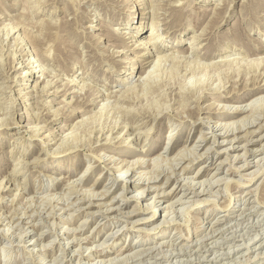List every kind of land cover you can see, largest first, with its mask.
I'll use <instances>...</instances> for the list:
<instances>
[{
    "label": "rangeland",
    "instance_id": "rangeland-1",
    "mask_svg": "<svg viewBox=\"0 0 264 264\" xmlns=\"http://www.w3.org/2000/svg\"><path fill=\"white\" fill-rule=\"evenodd\" d=\"M144 2L0 0V181L13 189L0 191V264H264V128H258L264 122V0ZM158 20L163 51L139 47V40L149 42L150 25ZM8 26L19 27L8 34ZM203 29L206 34L188 51L191 35ZM32 33L48 39L44 47L54 57L29 55L34 66L27 69L14 37L27 40ZM34 49L44 51L40 45ZM149 50L151 55L141 56ZM143 60L157 63L148 79ZM47 80L53 85L41 93ZM218 85L217 92L212 87ZM97 95V105L88 104ZM223 105L249 107L226 116L219 112ZM242 117L239 124L247 127L234 132L257 129L249 141L232 131L219 135L225 122ZM4 118L13 126L2 125ZM36 125L42 134L24 132ZM170 128L174 135L165 139ZM108 134L119 137L106 144ZM213 134L226 141L213 143ZM121 136L133 143L124 145ZM179 149L182 155L174 157ZM97 152L113 157L116 166L144 158L147 166L138 171L161 188L136 193L146 184L129 187L139 175L130 176L133 166L118 173L125 181H115ZM159 153L163 159L152 163ZM18 158L23 162L17 165ZM16 165L22 174L13 183L8 178ZM255 170L260 171L250 181ZM21 187L26 191L18 200ZM88 190L108 192L91 205L82 199ZM134 195L143 208L156 203L157 214L138 209ZM100 203L115 209L107 212ZM130 243L134 248L122 253Z\"/></svg>",
    "mask_w": 264,
    "mask_h": 264
},
{
    "label": "bare ground",
    "instance_id": "bare-ground-1",
    "mask_svg": "<svg viewBox=\"0 0 264 264\" xmlns=\"http://www.w3.org/2000/svg\"><path fill=\"white\" fill-rule=\"evenodd\" d=\"M142 1H146V0H139V6L141 7V2ZM144 3H148V0H147V2H144ZM143 3V4H144ZM147 6V5H146ZM177 6V5H176ZM135 7V6H134ZM229 7V6H228ZM139 9V8H138ZM155 9V8H154ZM178 10L179 9H181V8H177ZM183 9V8H182ZM133 10V9H132ZM131 9H130V12L132 11ZM141 11V10H140ZM181 11V10H180ZM143 12V11H142ZM155 13V12H154ZM144 14V13H143ZM179 14H182V11L179 13ZM184 14V13H183ZM183 14H182V16L181 17H183ZM255 14V13H254ZM185 15V14H184ZM178 17H179V15H178ZM180 18V17H179ZM181 19V18H180ZM174 22V21H173ZM176 23V22H175ZM159 24V20L158 21H155V22H152L151 23V30H150V33H149V36H148V41L149 42H143V41H140L139 40V47L141 46V45H144V46H142L143 48H146V49H150L149 47H151V49H155V50H157L158 52L160 51H163L162 50V46L161 45H159L160 43H158L159 42V38H160V35H159V33H158V31H159V27H157V25ZM69 25H70V23H69ZM68 25V26H69ZM160 25V24H159ZM68 26H67V28H68ZM137 26V25H136ZM141 26V25H140ZM143 26V28H144V25H142ZM16 27H19V26H12L10 29H9V26H8V29H9V31H7L8 32V34H11V32H13L14 30H15V28ZM50 28H51V26H49ZM61 27V26H60ZM59 27V28H60ZM63 27V26H62ZM62 27H61V29H62ZM65 27V29H67L66 28V26H64ZM70 27V26H69ZM23 27L21 26L19 29H22ZM206 29V28H205ZM205 29H203V31L202 32H200V34H196V35H191V44H190V46H188L187 47V49H188V51H190L191 49L190 48H195L194 47V43L196 42V41H198L199 39H201V37H202V35H205L206 34V32L204 31ZM64 30V29H63ZM70 29H68V31H69ZM71 31V30H70ZM207 31V30H206ZM15 32H16V30L13 32L14 34H15ZM27 32V31H26ZM30 33V32H29ZM53 34V33H52ZM70 34V33H69ZM56 35V34H55ZM53 36V37H55L56 39H58V36L56 37V36ZM6 36V35H5ZM48 36H50V35H48ZM132 36V38H134V37H136V35L135 34H132L131 35ZM127 37V36H126ZM49 38V37H48ZM50 38H51V36H50ZM12 39V38H11ZM48 40V39H47ZM46 40V41H47ZM54 40V39H53ZM117 40V39H116ZM46 41L45 40H42V38L41 37H38L37 35H34L33 33L32 34H30L29 36H28V38H27V40H21L20 38H18V36H16V38L14 37V43H15V47H16V51L17 50H20L21 52V54H20V58L19 59H21L22 61H23V63H22V65L21 66H23V64H25L24 66L26 67L27 66V69H28V67H32V66H34L33 64V61L31 60V59H29V58H27V57H29V55H35V54H37V56L38 57H40L41 59H46L47 60V57H48V59H49V57L51 56V55H53V57H54V54H51V51H50V49L48 48V47H44V45L46 44ZM13 42V41H12ZM160 42H162V41H160ZM60 43V42H59ZM148 43H149V45H148ZM34 45V47L33 46H31V45ZM164 45H166L167 43H163ZM35 45H40V46H42L44 49V51H41V50H39V51H37V49L35 50L34 48H35ZM192 45V46H191ZM24 46V47H23ZM50 46V45H49ZM138 46V45H137ZM62 48V47H61ZM190 49V50H189ZM57 50V49H56ZM194 51V50H193ZM197 51V50H196ZM210 51V50H209ZM117 52H119V51H117ZM121 53H125L126 54V52L127 51H120ZM14 53V52H13ZM151 53H152V51L151 50H149L147 53H142L141 54V56H145V55H147V54H149V55H151ZM210 53V52H209ZM176 54V53H175ZM64 55V54H63ZM154 55V54H153ZM163 55V54H162ZM161 55V57L163 58V56H164V58L165 59H168V58H170V57H167V55H163L162 56ZM172 55V54H171ZM205 55H208V53H205ZM11 56V58L13 59V61H15L17 58H16V55H10ZM173 56V55H172ZM171 56V57H172ZM46 57V58H45ZM57 57V56H56ZM209 57V56H208ZM10 58V59H11ZM163 58V59H164ZM64 59V58H63ZM147 58H145L144 60H146ZM157 59H158V57H157ZM173 59V58H172ZM65 60V59H64ZM141 61V62H144L143 64H141V68H144L143 69V73H146V77L148 76V74H150L151 72H152V69H150V68H152L153 67V69L156 67V64L157 63H155L153 60L152 61ZM132 61V59H130L129 60V62H131ZM158 61H160V60H158ZM198 61V60H197ZM27 62V63H26ZM138 62V61H137ZM154 64V65H153ZM202 65V64H201ZM257 65V64H256ZM190 66H192V65H190ZM258 66V65H257ZM133 67V66H132ZM17 68V67H16ZM264 68V67H263ZM185 69H187L186 71H193V72H196L194 69H191L190 67H189V69L188 68H185ZM44 70V69H43ZM72 70H73V68H72ZM30 73V74H35V73H37L38 71H36V69H34V70H25V71H22V73H21V75L20 76H26V74L27 73ZM148 73V74H147ZM150 77V76H149ZM236 77V76H235ZM29 78V77H28ZM140 79L142 78V75H140V77H139ZM147 79H148V77H147ZM146 80V79H145ZM73 81H75V79H71V80H69V84L71 83V82H73ZM173 81V80H172ZM212 81V80H211ZM257 81H258V79H257ZM48 80H47V83H45L41 88V93H45V92H48V89L46 88V87H48V86H51V85H53L52 83L50 84H48ZM82 82V81H81ZM138 82V81H137ZM263 82V81H262ZM173 83V82H172ZM72 84H78L79 85V83H72ZM86 84V83H85ZM145 84V83H144ZM164 84V83H163ZM169 84V83H168ZM209 84V83H208ZM264 84V83H263ZM38 85V84H37ZM36 85V86H37ZM199 87V86H198ZM203 87V86H202ZM162 88H164V87H162ZM213 89H216L215 91H221V88L222 87H220L219 85H218V87H216V88H214V87H212ZM34 89V88H33ZM35 89L36 90H38L39 89V87L37 86V87H35ZM132 89V88H131ZM35 90V91H36ZM40 90V89H39ZM38 90V91H39ZM203 90V89H202ZM201 91V90H200ZM126 94V93H125ZM134 94V93H133ZM201 94V93H200ZM21 95V94H20ZM94 95V94H93ZM203 95V94H202ZM25 96H26V94H25ZM183 96V95H182ZM196 96V95H195ZM230 96V95H229ZM91 97V96H90ZM98 95L95 97H93L92 99H91V102L90 103H88V104H90V105H97V102H98ZM131 97V96H130ZM198 98V97H197ZM239 97H235V99L237 100ZM24 99V98H23ZM120 99H125V97L123 96H121L120 97ZM200 100V99H199ZM239 100V99H238ZM257 100V99H256ZM20 101H23L21 98H20ZM249 103V102H248ZM101 104V103H100ZM102 106V105H101ZM228 106V105H227ZM226 105H223L222 107H221V111H219L221 114L222 113H225L226 114V116H232V115H235V114H238V113H242V112H244L245 110H247V109H245L247 106H245V107H239V106H236L235 108H233V107H227ZM103 107V106H102ZM249 107V106H248ZM247 107V108H248ZM127 108V107H126ZM1 110V109H0ZM4 111H6V110H4ZM77 112H78V110H77ZM217 112V111H216ZM162 113V112H161ZM220 114V116H222ZM250 114V113H249ZM245 118H246V116H244ZM244 117H242V118H240V119H235V120H233L232 122L230 121V122H225L224 124H223V126H222V128H223V130H224V132L222 131L221 133H219V135L220 136H228L229 135V133H230V131H232V133L231 134H234L233 136H234V138L236 137V138H238V139H243V138H246L248 141H249V135H253V134H255L256 133V131H257V129H254V130H250V129H246V132L244 133V135H242V136H238L237 134H235V132L234 131H236L235 130V128L237 129V127H239V129L240 128H242L241 126H244V127H247V124H245V125H240L241 124V122L242 123H244L243 121L245 120L244 119ZM251 118V117H250ZM6 119H8V118H4V119H2L3 121L1 122L2 123V125H11V126H13L12 124L13 123H11V120L9 121V122H7L6 121ZM5 120V121H4ZM250 121H252V120H250ZM249 121V122H250ZM5 122V123H4ZM148 122V121H147ZM253 122V121H252ZM251 122V123H252ZM240 123V124H239ZM251 123H250V125H251ZM255 123V122H254ZM236 124H239L240 126H237ZM143 125V124H142ZM234 125V126H233ZM116 126H117V124H116ZM123 127V126H121V125H118L117 127ZM141 126V125H140ZM151 126V125H150ZM210 126V125H209ZM215 126V125H214ZM258 128H264V122L261 124V123H258ZM0 127H1V125H0ZM19 127V126H18ZM117 127H115V128H110L109 129V131L111 132V133H116L118 130H115V129H117ZM126 127V126H125ZM124 127V128H125ZM133 127V126H132ZM32 128H34L33 130H31V128L30 127H26L25 128V130H24V132H26V131H29V133H30V136H35V135H38V134H42V130H43V127H41V126H39V125H36V126H34V127H32ZM136 128H138V126L136 127L135 126V128H134V130L136 129ZM19 129L21 130V126L19 127ZM130 129H131V127L129 128V126H128V128H127V134H130ZM139 129V128H138ZM209 129H215V127H210ZM243 129V128H242ZM125 130V129H124ZM217 130V129H216ZM238 130V129H237ZM173 130H171V128H170V130H169V133H168V135H166V137H165V139H170L171 137H173V135L174 134H171V132H172ZM100 132V131H99ZM174 132V131H173ZM102 133H104V132H102ZM216 133V132H215ZM218 133V132H217ZM138 134L139 133H137V136L135 137V140H137V141H139V137H138ZM142 134V133H141ZM148 134V133H147ZM146 134V135H147ZM121 135V134H120ZM204 135V134H203ZM68 136V134H65L64 136H60V138H64V137H67ZM48 137H49V135H48ZM48 137H46V138H44V142H45V140H48L49 138ZM117 137H119V135L118 136H116V138ZM147 137H148V135H147ZM115 137H112V136H110V134H108L107 136H105L104 137V139L106 140V144L108 143V144H112V142H113V139H116ZM234 138H232L233 140H234ZM55 139V137H53V138H51L50 139V141L51 140H54ZM78 139V138H77ZM134 139V138H133ZM203 139V138H202ZM202 139H200V140H202ZM58 140V139H57ZM57 140H55L54 141V144H55V142H58ZM119 140H120V142H122L124 145H126V146H129L130 144H132L133 142H132V140H130L131 142H129V141H127V140H129V137L128 136H121L120 138H119ZM63 141V140H62ZM226 141V139L225 140H222V141H219V137L217 136V134H213V143H216V142H218V145L219 144H223L224 142ZM232 141V140H231ZM253 141V138L252 139H250V142H252ZM43 142V143H44ZM158 143V142H157ZM232 143V142H231ZM12 144H14V142L12 143ZM60 145H61V143H60ZM78 145V144H77ZM88 145V144H87ZM61 147V146H60ZM78 148L79 146H73V148ZM184 147H186V146H184ZM72 148V147H71ZM70 148V149H71ZM234 148H235V146H234ZM236 148H238V147H236ZM64 149V148H63ZM156 149V144H154V146H152V148H150V151L149 152H151V151H154ZM187 149V148H186ZM213 149V148H212ZM226 149V148H225ZM245 149H247V148H245ZM49 150V149H48ZM68 150V149H67ZM162 150L165 152V153H167V154H169V153H171V152H173V148L171 147L170 149H163V147H162ZM180 150V149H179ZM178 150V151H179ZM184 150V149H183ZM64 151V150H63ZM209 151H211V149H208L207 150V153H209ZM227 150H225V152H226ZM248 151V150H247ZM47 152V151H46ZM182 150H180L176 155H174V157H178V156H181L182 155ZM185 152H186V150H185ZM251 152H253V151H251ZM256 152V151H255ZM98 153V152H97ZM128 154H130V155H132L133 154V151H131L130 153H128ZM161 156V154L159 153V154H157V156H153V157H150V160H151V162H152V160H153V162H155L156 160H159V159H163V158H161L160 157ZM166 156V155H165ZM197 156V155H196ZM97 161L98 162H100V163H105V166L107 167V169L110 171V173H112V174H114V176H115V181H117V180H119V181H125V178H123V177H119V174L118 173H123V172H125V174H126V172H128V170H130L129 168L130 167H132V172H131V174H130V176L131 175H133V174H135L136 172H138V178L137 179H134V180H132V181H130V185H129V187H133V186H137L138 184H146L143 188L142 187H140V188H136V193H141L140 191H142V189H144V188H146V187H148V190H151V189H156V191H157V189L158 188H161V186H157V187H155L154 186V184H152V185H150V183H152V182H154L155 181V179L156 178H152L151 176H148V175H141V173L140 172H146V171H138L140 168H142V167H144V166H147V161H145V159L144 158H138V157H140V156H137V157H133V158H131V160H127V159H122L120 162H118L117 164H119V165H114V163H113V165H112V162H114V158L113 157H106L104 154H102V153H98L97 154ZM164 157V156H163ZM21 158V157H20ZM159 158V159H158ZM236 158H239L238 159V161H241L243 158L242 157H240V156H236ZM164 159H165V157H164ZM169 159V158H168ZM170 159H174V158H170ZM176 159V158H175ZM174 159V160H175ZM18 161H17V165L20 163V162H23V160L22 161H19V158L17 159ZM244 160H247L248 161V159L247 158H244ZM167 161V160H166ZM170 161V160H169ZM194 161V160H193ZM27 162V161H26ZM152 162V163H153ZM165 162V161H164ZM246 163V162H245ZM121 164V165H120ZM17 165L16 166H14V168H13V171L11 172V175H12V178L11 179H9L8 178V180H12V182L13 183H15V179H16V177L19 175L20 176V174H22V171H19L18 169H17ZM250 163H248V165H247V167L249 168L250 167ZM88 166H90V165H88ZM178 166V165H177ZM243 166V165H242ZM258 166V165H257ZM23 167V166H22ZM156 167V166H155ZM222 166L219 164V165H217L216 166V168H221ZM183 168V167H182ZM241 168V167H240ZM22 169V168H21ZM89 169V168H88ZM88 169H86V170H84V171H82L83 173H85ZM154 169V168H153ZM236 170H239L238 169V167H236L235 168ZM260 169V168H259ZM264 169V166L262 165V170ZM183 171H187L188 170V165H186V166H184V169H182ZM260 171V170H259ZM259 171L257 170H255V171H252L251 173H249V175H250V181L251 180H253L254 179V177L259 173ZM174 172H176V171H174ZM118 174V175H117ZM152 174V173H151ZM239 174V173H238ZM84 175V174H83ZM150 175V174H149ZM171 175H173V174H171ZM248 175V176H249ZM14 177V178H13ZM129 177V176H128ZM157 177V176H156ZM170 177H172V176H168V178L167 179H170ZM57 178V177H56ZM81 178V177H80ZM158 178V177H157ZM177 178V177H176ZM53 179V178H52ZM152 179H153V181H152ZM178 179V178H177ZM224 179V178H223ZM63 182H66V184H68L69 183V179L68 180H66V181H64L63 179H61ZM157 180V179H156ZM191 180V179H190ZM210 180V179H209ZM212 181V180H211ZM220 181V180H219ZM248 181V180H247ZM214 182V181H213ZM52 183V182H51ZM71 183V182H70ZM69 183V184H70ZM73 183V182H72ZM209 183V182H208ZM211 183V182H210ZM55 185H57V184H59L58 182L57 183H54ZM200 184V183H199ZM47 185V184H46ZM76 185V184H75ZM127 188V189H129V187H128V185H127V182H124V184H123V189L124 188ZM256 187V186H255ZM41 188V187H40ZM39 188V189H40ZM77 189V188H76ZM13 189L11 188V187H8L7 188V186H6V184H4L3 183V181L1 180L0 181V191H5V192H10V191H12ZM221 190V189H220ZM25 191H26V188L25 187H21L20 188V196L19 197H17L18 198V200H22L23 199V197H24V195H25ZM164 191V190H163ZM193 191V190H192ZM203 191H205L204 189H203ZM203 191H200V192H203ZM78 192V191H77ZM107 192H108V190H104V191H101L100 193H97V191H93V190H91V191H85L84 193H83V197L84 198H82V199H84V200H87L91 205H95V203H94V199H97L98 198V196L99 195H102V197H104V196H106L107 195ZM209 192V191H208ZM224 192V191H223ZM250 192V191H249ZM164 193V192H163ZM193 193H196V195H197V191H194ZM199 193V192H198ZM251 193V192H250ZM156 194H158V192L156 193ZM200 194V193H199ZM219 194V193H218ZM149 195V193L147 194V195H145L143 198H147V196ZM0 196H1V193H0ZM2 197H4V196H2ZM125 198V197H124ZM200 199V198H199ZM11 200V199H10ZM132 200H134V201H137L138 202V204H137V208L138 209H140V210H142V211H151V212H153V215L155 216L156 214H157V209H156V203H153V205H150L149 204V202L144 206V208H143V206L141 205V203H139L141 200H140V198H138V195L137 196H132ZM178 200V199H177ZM12 201H14V199H12ZM44 201V200H43ZM42 202V201H41ZM75 202V201H74ZM199 203L200 202H203V201H198ZM197 203V202H196ZM70 205V204H69ZM97 205V204H96ZM107 206V208H106V211L107 212H109V211H112V210H114L115 208H112V207H109L108 206V204H106V203H100V204H98V206H100V207H102V206ZM183 206V205H182ZM229 206V205H228ZM13 207V206H12ZM217 207V206H216ZM227 207V206H226ZM55 208V207H54ZM103 208V207H102ZM172 208V207H171ZM81 209V208H80ZM252 209V208H251ZM17 211V210H16ZM243 212V211H242ZM263 212V211H262ZM35 213V212H34ZM26 214V213H25ZM167 214V213H166ZM3 216V215H2ZM70 217V216H69ZM165 217H166V215H165ZM198 219V218H197ZM165 220V219H164ZM5 221V220H4ZM10 221V220H9ZM83 221V220H82ZM167 222H169V221H165V224L163 225V227H166V223ZM220 222V221H219ZM218 223V222H217ZM30 224V223H29ZM170 225V224H169ZM9 226V225H8ZM22 227V226H21ZM1 228V227H0ZM12 228V227H11ZM79 228V227H78ZM141 228V227H140ZM3 229V228H2ZM75 231V230H74ZM184 231V230H183ZM214 231V230H213ZM3 232V231H2ZM42 234V233H41ZM214 234V233H213ZM205 237V236H204ZM88 238V237H87ZM19 239V238H18ZM90 239V238H89ZM83 240V239H82ZM200 240V239H199ZM164 242V241H163ZM217 242V241H216ZM144 243V242H143ZM32 244V243H31ZM185 244V243H184ZM210 244V243H209ZM136 245V244H135ZM246 245V244H245ZM182 246V245H181ZM28 247V246H27ZM44 248V247H43ZM134 248V246L132 245V243H130V244H128V246L126 247V248H124V250L122 251V253L123 252H126V251H128V250H131V249H133ZM28 249V248H27ZM123 249V248H122ZM196 249V248H195ZM247 249V248H246ZM32 250V249H31ZM34 250V249H33ZM29 251V250H28ZM31 252H33V251H31ZM136 252V251H135ZM66 253V252H65ZM97 253V252H96ZM102 253V252H101ZM100 253V254H101ZM33 254H34V252H33ZM119 254V253H118ZM138 255H139V253H137ZM120 255H122L121 253H120ZM130 255V254H129ZM132 255V254H131ZM155 255V254H154ZM126 256V255H125ZM82 260V259H81ZM84 260V259H83ZM103 260H105V259H103ZM118 260V259H117ZM109 261H110V259H109ZM119 262V261H118ZM244 262V261H243ZM224 264H225V262H224Z\"/></svg>",
    "mask_w": 264,
    "mask_h": 264
}]
</instances>
